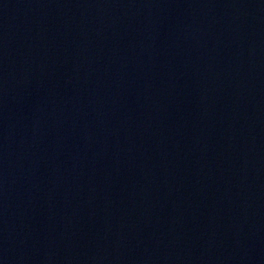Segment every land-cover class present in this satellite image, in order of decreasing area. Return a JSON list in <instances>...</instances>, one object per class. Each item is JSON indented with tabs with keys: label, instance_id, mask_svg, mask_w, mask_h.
Wrapping results in <instances>:
<instances>
[{
	"label": "water",
	"instance_id": "1",
	"mask_svg": "<svg viewBox=\"0 0 264 264\" xmlns=\"http://www.w3.org/2000/svg\"><path fill=\"white\" fill-rule=\"evenodd\" d=\"M0 264H264V0H0Z\"/></svg>",
	"mask_w": 264,
	"mask_h": 264
}]
</instances>
